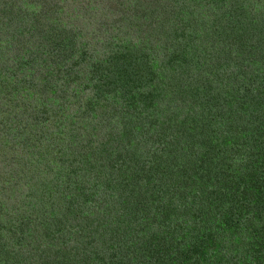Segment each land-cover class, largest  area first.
I'll return each instance as SVG.
<instances>
[{
	"label": "trees",
	"instance_id": "1",
	"mask_svg": "<svg viewBox=\"0 0 264 264\" xmlns=\"http://www.w3.org/2000/svg\"><path fill=\"white\" fill-rule=\"evenodd\" d=\"M158 1L0 0V156L27 173L4 264L58 230L51 264H264V2ZM112 8L131 39L101 57ZM69 110L117 141L80 145Z\"/></svg>",
	"mask_w": 264,
	"mask_h": 264
},
{
	"label": "rangeland",
	"instance_id": "2",
	"mask_svg": "<svg viewBox=\"0 0 264 264\" xmlns=\"http://www.w3.org/2000/svg\"><path fill=\"white\" fill-rule=\"evenodd\" d=\"M185 1L187 0H179L178 2H180L182 8H184L182 10V12L180 13L181 16H187L186 12L187 11H191L193 10V14H199L200 11H202L200 6L196 5L192 6V3H186ZM249 1L250 4H252L253 7L259 6L256 3L258 2L259 4H263L264 0H260V2L258 0H246ZM160 2V4L165 3L166 6H168L170 3H172L173 1H167V0H160L158 1ZM186 4H185V3ZM176 2H174L173 5H175ZM94 6H95V12H101L104 13L105 11L103 10V6L100 4L99 0H95L94 2ZM112 13L109 14L108 16L111 18V20L114 22V29L112 30L110 28V20L106 19L104 16L101 15H97V19L99 21H94L93 24H95V31L94 33H92V36L90 35V38L88 39V45L90 46V50H97L94 53H100L101 57H106L105 56V51H104V46L110 47V44L113 40H117L116 35L120 36V34H124L128 37V39H131V33L129 31L128 28H124L122 26V18L120 14H117L114 8H112ZM125 12H123V16H124ZM255 21H259V17L258 15H255V18L253 19ZM178 21H186V19H181V18H176L175 19V27L177 32H183L184 31V27L180 26V22L178 23ZM118 32V34H117ZM121 34V35H122ZM112 35H115V37H113ZM258 39V43L264 48V43L261 42V39L264 38V36L262 37H256ZM255 57V56H254ZM261 64H255L252 69L260 67ZM255 76H258L259 79V83L261 81L264 80V67L259 69V70H252ZM66 85H68L66 83ZM71 104H76L78 103V99H75L74 101H70ZM79 104L76 105V107H78ZM75 107V108H76ZM69 109V108H68ZM82 110H75V114L73 113V111H68L67 112V119H68V123H64L63 126H67L66 131L70 130L71 127L74 126L73 121H76V124L78 127H75V129L78 132H81L83 134V138L82 141L80 142V145H85L88 144L91 149H95L96 147L101 149L102 151L104 149H108L107 146H102V143H105L107 141L112 142L114 140H116V130L113 129L111 126L107 125L105 123H98L97 125L90 122L89 118H77V116L80 115ZM66 114V113H65ZM96 120H99L98 118H95ZM106 119V118H105ZM95 122V121H94ZM66 124V125H65ZM85 137V139H84ZM154 140L153 135H149L147 137V143L148 142H152ZM80 141V140H79ZM117 141V140H116ZM115 142V141H114ZM126 142H122L121 141V146L117 147L116 149H121L122 148L126 151H129L130 148L124 147ZM148 145H150V143H148ZM35 155V154H34ZM32 155V156H34ZM5 160V161H4ZM11 164V165H7ZM9 175L11 176L9 179L6 178V176ZM25 175H27V173L25 172V170H23L19 165H16L15 163H11L8 161V159H6L3 156H0V223L1 225L4 223V220H6L8 217L9 219L11 217L17 216L23 206L24 202H21L20 200V192H22V197H24L26 190L24 188H22L21 186V182L22 179H25ZM20 177V178H17ZM22 177V179H21ZM57 233L55 234H50L49 237L44 238L40 243L36 242V243H32L35 246V249H32L30 246L28 245H18L15 244L14 241L12 242V247L14 249V254L12 255L11 258H17L18 262L16 264H43L44 262L47 264H51L49 258H46L48 255V252H51V250L55 247H58L59 245L57 244L55 247L53 248H49V246H51L52 244H56L54 242V240L56 238H59L58 235V231H55ZM69 229L67 226H64L61 229V235H67V233H69ZM0 238H2V230H0ZM3 244L0 243V252L3 251ZM12 249L9 250V248H7V251H11ZM48 252H47V251ZM143 252V251H142ZM5 255L2 253L0 255V264H4L2 262V259ZM47 260V261H44ZM7 264V263H6Z\"/></svg>",
	"mask_w": 264,
	"mask_h": 264
}]
</instances>
